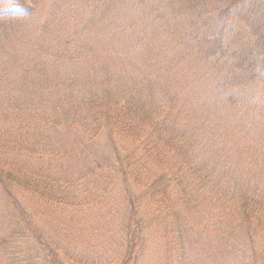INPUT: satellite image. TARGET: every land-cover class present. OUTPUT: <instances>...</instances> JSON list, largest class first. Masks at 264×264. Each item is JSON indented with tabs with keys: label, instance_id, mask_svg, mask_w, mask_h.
Returning a JSON list of instances; mask_svg holds the SVG:
<instances>
[{
	"label": "trees",
	"instance_id": "obj_1",
	"mask_svg": "<svg viewBox=\"0 0 264 264\" xmlns=\"http://www.w3.org/2000/svg\"><path fill=\"white\" fill-rule=\"evenodd\" d=\"M10 1L24 15L0 18V97L17 95L0 114V264L71 263L48 226L93 214L117 225L118 264L148 240L162 264H264V0H64L32 39L36 0ZM107 13L122 21L92 35L95 59L83 34H46ZM123 46L129 72L107 56Z\"/></svg>",
	"mask_w": 264,
	"mask_h": 264
},
{
	"label": "rangeland",
	"instance_id": "obj_2",
	"mask_svg": "<svg viewBox=\"0 0 264 264\" xmlns=\"http://www.w3.org/2000/svg\"><path fill=\"white\" fill-rule=\"evenodd\" d=\"M28 5H31L32 2L30 0H26ZM65 4L64 0H36V11L34 15L31 17H27L26 19L29 21L28 25L24 27L20 34H31L30 39L34 38L36 34H42V32L39 30L37 25H40L45 18L48 16V14L58 13L56 10L52 9V6L56 7H62V5ZM23 14V10L19 7H16L10 0H0V18L3 17H14V16H21ZM31 18V19H30ZM102 21L97 22L96 26L87 28L86 30H83L80 20L77 22L74 21V23H71L70 25L61 26L60 24H55L56 27L54 29H50L46 34H53L52 36H55L54 34H83L80 36L83 47L90 51V57L92 59L97 58L98 53H100L101 47H99L96 43V39L93 38L92 35L95 34H101L102 36H105L107 34L108 30L110 29L107 24L113 25L116 23H121L122 20L116 19V17H113L111 14L107 13L103 17L100 18ZM157 20V19H156ZM74 24V25H73ZM54 25V26H55ZM150 26H153L155 29L148 32V34H159L161 30L159 28H162L163 26L159 23L150 24ZM149 26V27H150ZM157 28V29H156ZM79 29V30H77ZM77 30V31H76ZM157 30V32H156ZM91 34V35H86ZM140 34V33H139ZM244 36V34H242ZM78 39L73 37V41H77ZM160 40V39H159ZM79 41V40H78ZM50 45H62V40L59 38H53L52 41L49 43ZM18 51H21V49H17ZM116 50V49H115ZM25 51V50H24ZM95 51V52H93ZM104 55V52L102 53ZM27 54L25 58H27ZM109 58H113L114 62L117 63L120 60L122 61L121 67L125 65L128 69L126 70L129 72L133 68H135L131 61L130 55H128V51L126 50V46H123V49L116 50L115 53H111L107 55ZM2 58V57H1ZM25 58L23 60H25ZM9 58H2L3 64H8ZM124 62V65H123ZM18 72V71H17ZM193 73V71H191ZM10 77L13 81L20 83V76L18 77L14 72L10 74ZM183 81L185 76L182 75ZM192 80H195L194 78ZM194 84V81H192L191 86H182L179 88L178 86V92L180 96V102H186L188 103V106L191 105L192 101V85ZM23 86V85H22ZM13 88L9 87L8 85H5L3 96L0 97V100H5L6 96L8 97V101H6V104L0 103V114L7 109V106L11 103V101L14 98H11L13 96ZM183 95L186 97L185 101H182ZM13 97H17L13 96ZM191 117H189L190 119ZM117 193H115L116 195ZM115 200V203L117 205V200ZM31 212V211H30ZM6 214V208L4 206H1L0 208V223L2 226L9 224L11 221L10 216H7V218H2ZM105 215V214H104ZM104 215H97L93 214L90 215L88 218L87 216H77L72 221L67 220V235L58 232L56 230L57 224H49L51 226H48L49 234L51 238L54 240L59 247L58 249H65L70 252V256L67 258H71L73 260L70 263V259L67 260V264H83V260H88L91 258L94 259H101L97 261V264H110L109 260H111V264H118L117 256L120 254V251L122 249L121 244V238L117 231V225L111 221L110 218H106ZM114 219V218H113ZM63 238H67V241ZM52 242V243H53ZM147 245L143 248L141 251V258L139 259L138 264H162L161 260L155 256V253L157 251L156 245L154 244V241H147ZM211 248V247H210ZM207 250H209V246L207 245ZM200 251V249H197V253ZM212 253V252H209ZM208 253H203L201 260H204V264L208 262V259H205V257ZM89 256V257H88ZM2 259V256L0 260ZM4 260V259H3ZM199 261V263H202V261ZM107 261L108 263H105ZM5 262V261H4ZM202 263V264H203ZM96 264V263H95ZM164 264V263H163ZM178 264V262H176ZM192 264V263H191Z\"/></svg>",
	"mask_w": 264,
	"mask_h": 264
}]
</instances>
